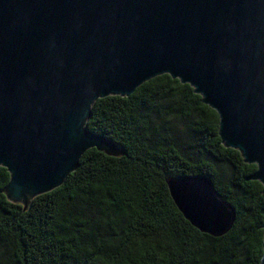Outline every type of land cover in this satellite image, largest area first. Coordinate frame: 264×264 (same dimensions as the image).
Returning <instances> with one entry per match:
<instances>
[{
    "label": "water",
    "instance_id": "water-1",
    "mask_svg": "<svg viewBox=\"0 0 264 264\" xmlns=\"http://www.w3.org/2000/svg\"><path fill=\"white\" fill-rule=\"evenodd\" d=\"M162 75L190 86L217 114L222 145L256 166L247 180L264 192V0H0L7 200L25 208L59 188L90 149L119 157L86 129L91 107ZM166 186L200 233L230 231L235 211L208 178Z\"/></svg>",
    "mask_w": 264,
    "mask_h": 264
},
{
    "label": "trees",
    "instance_id": "trees-1",
    "mask_svg": "<svg viewBox=\"0 0 264 264\" xmlns=\"http://www.w3.org/2000/svg\"><path fill=\"white\" fill-rule=\"evenodd\" d=\"M217 114L188 85L155 77L130 96L98 99L86 129L121 152L86 151L63 184L24 208L0 167V264H260L264 192L226 149ZM208 178L235 211L214 238L178 212L166 180Z\"/></svg>",
    "mask_w": 264,
    "mask_h": 264
}]
</instances>
